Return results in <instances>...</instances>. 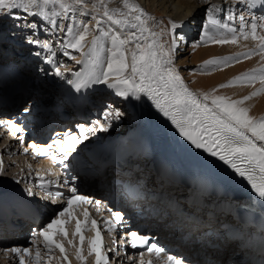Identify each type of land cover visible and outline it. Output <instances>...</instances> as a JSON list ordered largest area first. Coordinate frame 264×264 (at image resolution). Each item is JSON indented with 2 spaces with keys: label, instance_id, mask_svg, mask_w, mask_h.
<instances>
[{
  "label": "snow or ice",
  "instance_id": "1",
  "mask_svg": "<svg viewBox=\"0 0 264 264\" xmlns=\"http://www.w3.org/2000/svg\"><path fill=\"white\" fill-rule=\"evenodd\" d=\"M76 3L83 5L84 0H76ZM55 5L59 11H46L47 5ZM247 7L251 16L246 20L243 15L237 16L235 8L238 6ZM255 0L247 2L246 0H236L233 5L226 2L221 6L220 11L224 13L223 22L214 18L212 13L214 6H206V22L204 28L208 26H218L233 33L232 39H212L207 37V32L200 36V41L205 38L212 39L213 43H236L235 35L237 29L232 27L233 21L238 19L239 31L247 39L251 36L257 40L258 50L264 53V35L259 33L264 29V16L256 17L252 10L255 8ZM102 16L96 15L94 27L83 21L77 22L72 7L66 0H0V21L5 18L13 22L16 31L22 34L24 43L28 46H36L40 50L32 54L43 63L51 67V71L44 67H37L36 71L44 75H53L60 78L68 86L71 93L81 94L86 89H91L93 85H104L108 89H114L118 97L129 100L135 98L136 101L146 100L162 113L163 117L170 120L179 137H182L189 143V146L195 150H203L212 158H218L219 161L229 165L235 170V173L251 186L256 196L261 200V208L264 210V117H254L249 114V109L244 107V101L250 99L245 96L242 99L233 100L227 96H220L210 93H198L191 90L185 83L174 64V56L178 52L181 43L184 41L183 33L179 31L180 24L170 20V27L156 30L155 19L148 14L139 5H129L125 0L127 12L119 9L109 10L106 5ZM264 8V4L261 5ZM119 13V14H118ZM112 28L111 31L105 30L104 21ZM152 21V24L149 21ZM158 26V25H157ZM91 31L98 32L89 43L87 37ZM37 33L48 36L49 39H41ZM15 36V32L13 33ZM169 37L167 41L163 37ZM102 38L110 40L111 46L104 48ZM54 43H58L63 49L62 54L71 59V51L81 52L88 58L87 62L91 66V71L87 74L81 72L75 73V79H67L65 73H71L72 70L64 68L54 59ZM199 43V41L197 42ZM87 46V51H85ZM106 51L105 60H101L100 52ZM42 53H44L42 55ZM248 54H245L247 56ZM227 58H225V61ZM77 64L85 63L84 60L76 61ZM216 59L205 61V65H215ZM55 65V66H54ZM203 67V66H202ZM259 72V79L262 87L258 91H264V67L253 72ZM245 82H254L257 79L255 74H244L236 78ZM223 88L226 85H220ZM215 92V90H213ZM258 92L252 93L253 96ZM22 114L31 115L32 104L25 102L20 109ZM125 118V112L119 107L111 104L106 105L100 119L92 121L89 125L77 124L76 131H69L64 136V142L54 141L59 145L61 151L65 153L64 159H67V152L76 151L77 145L88 140L90 136H95L99 132H107L115 124ZM21 122L13 119H0V125H7L15 128L17 133H23L24 128ZM51 145L41 146L39 155L47 153ZM28 151L27 148L24 149ZM62 162V161H61ZM4 179L3 160L0 157V180ZM77 176H69L66 184L70 181L68 192L70 195L66 198V206L56 214L38 233L33 234L32 242L35 243L37 237L43 238V246L47 250L49 261L54 258L53 253L59 250L61 259L71 264L68 259L64 243L57 237L63 236L69 244L76 248V257L84 261L83 244L85 237L82 233V221L75 218L73 206L78 202H88L91 200L87 196H81L77 192L75 181ZM19 183V181H16ZM163 183V177H161ZM41 188L44 185L41 184ZM46 191V189H45ZM25 197H33L35 193L30 189H23ZM57 198L64 196L62 192L48 193ZM204 196L196 194L193 197V209L191 216H184L182 210L177 208V212L185 219L192 220L194 223L197 213L204 208ZM97 205L101 201H95ZM99 210V209H98ZM111 211V210H110ZM85 220L83 224L88 223L89 213L84 210ZM264 215V211H262ZM114 220L106 219L105 223L108 230H112L117 224L125 223V215L120 211L112 212ZM67 217L68 219H62ZM75 219V229L72 236L79 235L80 246H76L74 240L68 239L66 223ZM91 227L95 230V236L89 241V255L95 254V264H110L108 255L102 251V236L97 227V222L91 220ZM3 221L0 220V227H3ZM228 233L233 237H241L243 226L240 230H234L228 225L224 226ZM215 239L210 243V247L218 248L220 245L228 243V236L223 232H213L211 234ZM130 237V246L137 248L140 245H149L147 252L154 254L157 259H163L164 264H185L183 259H178L175 255L166 254V249L158 246L157 242L150 243V237L142 235L136 230L128 232ZM121 241L126 238L121 237ZM116 243V241H113ZM5 252L12 253L19 258V264H25V256H32L28 247L5 248ZM111 251V250H110ZM164 254V255H162ZM144 253H140V264H145ZM36 264H41V254L37 248L33 257ZM135 264V262H134ZM151 264V261L149 262ZM209 264H218V262L209 261ZM264 264V261L261 262Z\"/></svg>",
  "mask_w": 264,
  "mask_h": 264
},
{
  "label": "bare ground",
  "instance_id": "2",
  "mask_svg": "<svg viewBox=\"0 0 264 264\" xmlns=\"http://www.w3.org/2000/svg\"><path fill=\"white\" fill-rule=\"evenodd\" d=\"M130 1H132L133 4L139 5L141 8L144 9V11L148 14V16L153 17L155 19L156 23L153 26L156 27L157 31H159L161 28H165V29L169 28L170 20L175 21L177 24L181 25L179 31L183 33L184 41L183 43H181L178 52H176L174 56V64L179 70V73L184 79L185 83L188 85V87L191 90L198 93L207 92L210 94L227 96L233 100L242 99L245 96H249L250 99L244 101L243 106L249 109L250 115L257 118L264 117V91H258L262 87L259 79V72L258 71L255 73L253 72V70H259L261 67H264V53H261L258 50V45L252 49V47H250V44L246 43V42H250L251 40L254 41V39L250 37V39L249 38L245 39L246 42L244 43L240 42L239 39H237L239 40L238 43L237 42L223 43V44L213 43L212 39L231 40L233 36V33H230L226 29L219 28L218 26H209V28L211 29L210 31L206 30L203 27V34L206 31L207 37L212 38V39L205 38L203 41H201L200 43H202L204 46L199 47L193 44L192 39L190 38L196 36L195 32L198 24V19L199 17L202 16L201 15L202 11L208 4H211L215 8V11L212 13L214 18L221 20V22H223L222 20L223 13L220 11L221 6L226 2H230L231 4L235 5L236 0H130ZM66 2L71 5L77 22L83 21L84 23L89 24L90 28L94 27L97 18L94 10L87 9L84 6L77 4L76 0H66ZM247 2H251V0H246V3ZM262 4H264V0H255L256 6L253 9V11L255 10L263 11L264 8L261 7ZM241 9L242 10H239V15H243V13H245V16L249 17V11L247 7L242 5ZM45 10L59 11L60 9L55 5L50 4L46 6ZM243 10H246L247 12H242ZM262 14H264V12H262ZM205 22H206V16H205ZM149 23L152 24V21L150 20ZM104 25H105V30L111 31L112 28H116L115 26L114 27L110 26L106 20L104 21ZM233 25H235V23L232 22L231 26L234 27ZM14 32H18V31L14 30ZM237 34H239V32ZM1 35L2 38L0 39V47L5 42L3 33ZM94 35H98V32L96 31L90 32L89 36L87 37L89 43ZM214 35L218 37H215ZM44 39H49V37L44 36ZM168 39L169 37L167 36L163 37L164 41H167ZM102 42L105 49L111 46L109 39L102 38ZM85 50H87V46ZM60 51L63 52L61 48ZM69 51H71V54L72 56L75 57V59H71L69 57L68 58L73 60L74 62H76L79 59L80 55L82 54L81 52L75 50H69ZM231 54L237 56L238 58H243L241 63L235 64L234 61L236 60L230 57ZM245 54L248 55L245 56ZM106 56H107L106 51L100 52L101 60H105ZM216 56H220L221 59L218 60ZM225 58H227L226 61ZM213 59H216L220 63H217L215 65L204 66L205 61H209ZM196 62H198V64L195 65ZM188 63L193 64L194 67L195 66L196 67L193 68V66L190 65L192 67L185 68L184 66H188L189 65ZM180 67H184V68L180 69ZM244 74H255L257 76V79L251 83L236 79L237 77H240ZM252 83H254V86L251 85ZM222 84L226 85V87L223 88L219 87ZM104 88L106 91H109V93L111 92L112 95L110 94L109 95L112 97L113 100H116L117 102L123 101L124 104L130 103V99L125 100L124 98L118 97L115 94L114 89H108L106 86H104ZM213 90H215V92H213ZM254 92H258V94L253 96L252 93ZM145 102L151 104L150 101H145V100H143V102L141 103L142 108H144L145 110L144 116L136 112L137 111L136 110L135 113H133L131 120L129 119L131 123L134 122L133 124H135L144 117L146 118L148 116L154 115V113L152 112V108L155 107L153 106L149 107L150 104L146 105ZM126 108L128 107H124V109ZM156 111L159 113L157 109ZM159 117L161 120V124L158 127L162 136L161 142L166 143L168 140L172 139L171 143H173V145L175 144L174 147L181 151L184 150L186 152L185 156H191L195 159L199 158L203 150H195L192 147H190L189 143L185 141L182 137L177 138V131L175 130L174 126L171 124L170 120L166 117H163L162 114L159 115ZM130 121L129 122L127 121L128 123L126 122L127 125L130 123ZM127 127L130 128L131 126H127ZM6 154H8L7 148L6 149L2 148V142H1L0 157H2L4 164H6V166L10 168L11 170L10 172L13 173V170L15 169V165L12 160L13 158L6 156ZM96 179L99 180L101 184H104V182L106 181V179L103 180V178L98 176L94 178L93 182H91V185L94 186L96 185V181H97ZM3 182H4L3 180H0V186L3 184ZM84 184L85 182L82 181L81 186H83ZM23 230H25V228H23ZM0 231L2 238L5 237L7 234L10 235L13 229L10 228L8 231H6V228L4 229L0 228ZM4 232L7 234H5ZM190 232H192V230H190Z\"/></svg>",
  "mask_w": 264,
  "mask_h": 264
},
{
  "label": "rangeland",
  "instance_id": "3",
  "mask_svg": "<svg viewBox=\"0 0 264 264\" xmlns=\"http://www.w3.org/2000/svg\"><path fill=\"white\" fill-rule=\"evenodd\" d=\"M127 3L129 4V5H132L133 4V2L132 1H130V0H127ZM106 5V7H107V9H109V10H113V9H119V10H121L122 12H127L128 11V9L127 8H125V0H84V3H83V5L82 6H84V7H86L87 9H90V10H94L95 11V13L96 14H99V15H101L102 16V14H103V12L105 11V6ZM242 8V5L241 6H238L237 8H236V10H235V12H236V14H237V16H239V10H242L241 9ZM205 9H206V7L203 9V11H202V16L201 17H199V19H198V24H197V27H196V32H195V34H196V36L195 37H190L191 39H192V42H193V44H195V45H197V46H204L202 43H200L201 41H199L200 40V36L201 35H203V27H204V23H205V16H206V11H205ZM243 12V11H242ZM245 12H247V11H245ZM252 12H253V10H252ZM119 14V13H118ZM223 15H224V13H223ZM243 15H244V17L246 18L247 16H245V13H243ZM251 19V16H250V14H249V17H247L246 18V20H250ZM7 22H10V27L12 26V24H13V22L12 21H10V20H8ZM233 23H235V25H233L236 29H237V33L239 32V34H237L236 33V37H238L237 39H239L240 40V42H246L245 41V38H244V36L240 33V31H239V21H238V19L236 20V21H233ZM114 27V26H113ZM116 28H118V26H115ZM15 30V29H14ZM206 30H208V31H210L211 29L209 28V26L206 28ZM259 33L261 34V35H264V29H260L259 30ZM238 35V36H237ZM241 35H242V37H241ZM215 36V35H214ZM215 37H218V36H215ZM250 37L251 36H249L248 38L250 39ZM247 38V39H248ZM239 40H237V43L239 42ZM242 40V41H241ZM199 41V43H197ZM255 41V42H254ZM251 40L250 42H246L247 44H250V47H252V49L253 48H255L257 45H258V41L257 40ZM257 49V48H256ZM63 50V49H62ZM53 51L55 52V54H56V58H57V61L59 62V63H63V62H68L69 60V58L67 57V56H64L63 54H62V51H60V48H59V44L58 43H54V45H53ZM233 53H235V52H233ZM237 53V52H236ZM217 57V59L218 60H220L221 58H220V56H216ZM230 57H232V58H234L236 61H234L235 62V64H239V63H241V61L243 60V58H238L237 56H235V55H233V54H231L230 55ZM188 61H189V59H188ZM218 63H220V62H218ZM231 63H233V62H231ZM230 63V64H231ZM189 65L188 66H184L185 68H187V67H192L193 66V68H195L194 67V65L193 64H190V63H188ZM196 64H198V62H196L195 63V65ZM190 65H192V66H190ZM226 65H228V64H226ZM184 67H180V69H183ZM246 71H248V70H246ZM252 86H254V83H252L251 84ZM108 92V94H110V95H112L111 94V92L109 93V91H107ZM107 94V95H108ZM113 101H116V100H113ZM146 101V100H145ZM138 102V103H137ZM143 102V100H141V101H136L135 100V98H131L130 99V103H123V101H121V102H117L118 103V105L119 104H121V106L123 105H125L124 107H128V108H126V109H124V107H123V109H121L122 111H124L125 112V118L122 120V121H120V122H118L116 125L118 126V127H121L122 126V128H123V126H125L130 120L129 119H131L132 118V116H133V113L136 111V112H138V113H140V114H142V105H141V103ZM146 103V102H145ZM137 104V105H136ZM138 104H139V107H138ZM147 104H150V103H146V105ZM120 106V105H119ZM118 106V107H119ZM153 105L152 104H150L149 105V107H152ZM116 107V106H115ZM154 107V106H153ZM141 110V111H140ZM145 110H143V112H144ZM132 114V115H131ZM128 121V122H127ZM127 122V123H126ZM134 122H132L131 123V121H130V123L127 125V126H130V125H132ZM167 124H169V123H167ZM177 138H179V136H178V134H177ZM6 149V148H5ZM4 150V149H3ZM3 167H4V177H5V175H7V174H12L10 171V168L8 167V166H6V164H4V162H3ZM3 181H4V179H3ZM92 186H94V185H92ZM6 236H8V234L6 235ZM5 236V237H6Z\"/></svg>",
  "mask_w": 264,
  "mask_h": 264
}]
</instances>
